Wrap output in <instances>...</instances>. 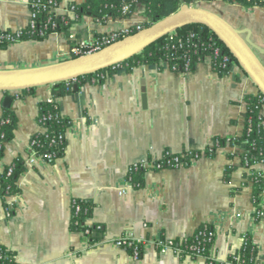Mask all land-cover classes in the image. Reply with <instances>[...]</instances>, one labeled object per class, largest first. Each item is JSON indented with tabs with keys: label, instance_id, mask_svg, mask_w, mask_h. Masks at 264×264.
<instances>
[{
	"label": "crops",
	"instance_id": "1",
	"mask_svg": "<svg viewBox=\"0 0 264 264\" xmlns=\"http://www.w3.org/2000/svg\"><path fill=\"white\" fill-rule=\"evenodd\" d=\"M28 1L0 0V29L25 27L31 16ZM83 1L61 0L60 10ZM209 2L223 1L189 6L208 9L238 30L243 45L264 70V8L226 3L213 11L205 6ZM142 10L138 7L128 17L104 23L84 14L74 34L93 42L96 32L109 34L141 24ZM122 47L121 39L80 56L78 63L118 54ZM69 54V39L61 32L41 41H16L0 47V78L65 66ZM258 92L238 61L224 75L213 69L209 56L190 71L172 70L165 62L162 68L157 64H140L129 71L120 68L104 81L86 82L58 99L71 124L64 154L47 162L31 156L29 144L41 130L38 103L51 97V84L23 96L18 90L0 91V113L6 107L5 96L12 94L10 106L17 116L14 137L4 144L0 171L18 156L26 165L17 180L19 191L0 197V244L15 252L18 264H206L203 258L182 257L173 250L162 254L154 244L158 236H190L206 222L215 232L210 256L219 264H229L228 256L241 246L244 233L251 235L257 258L264 264V220L254 216L252 186L245 184L247 168L240 164L242 148L227 145L213 155L205 152L215 136L241 131L244 97ZM261 112L264 117V105ZM165 150L201 153L188 166L148 168L141 187L127 182L132 163L152 162ZM228 163L236 168L226 181ZM257 167L264 175V163ZM74 198L93 201L87 223L100 228L99 233L94 231L97 241L90 242L82 231L70 228ZM126 233L146 241L137 259L114 243Z\"/></svg>",
	"mask_w": 264,
	"mask_h": 264
},
{
	"label": "trees",
	"instance_id": "2",
	"mask_svg": "<svg viewBox=\"0 0 264 264\" xmlns=\"http://www.w3.org/2000/svg\"><path fill=\"white\" fill-rule=\"evenodd\" d=\"M196 1H223L243 7L258 6L264 8V0H85L80 3L70 2L64 11H57L54 8L59 6L61 0H29L30 10L35 13L34 25L32 26L28 23L25 27L18 30L0 29V47L6 48L16 41H41L53 32L63 33L69 39V43L72 44L73 40L70 35L74 32L75 24L79 22L80 17L84 14H88L97 21L104 23L109 19L128 17L136 8L142 7L145 19L141 25L142 27H147L178 11L182 6L193 4ZM126 3H129L130 7L129 10L124 11L123 5ZM71 12L73 15H71ZM136 31L138 29L134 26L129 27L127 32L122 30L115 31L117 37L111 42L104 41L106 33L96 32L93 44L99 46L96 50L99 51ZM80 56L81 53L75 52L70 48L67 60L74 61ZM208 56L211 58L213 69L220 75L227 74L233 64L237 62L231 50L213 29L206 23L194 21L162 34L115 65L51 84L52 101L40 100L38 103L37 120L39 124L45 125L46 130L37 131L32 136L31 140H35L33 143L35 152L37 154L52 153L55 159L64 154L67 139L66 137H60V134L66 133L67 128L71 124V119L61 113L58 99L66 94L77 92L84 83L92 81L102 82L108 75L114 74L120 68L129 71L140 64H157L162 68V63L165 62L172 70L190 71L196 67L198 62L203 61ZM75 85H77V89H75ZM18 91L20 96L34 94L36 87ZM244 100L246 107L241 131L229 136L230 141L228 143L226 141L228 136H215L214 140H218V145L206 148L205 152L208 155H213L218 147L227 145H239L242 148L240 164L247 168L244 173L245 184L247 182L251 183V198L255 207L254 216L259 220L258 210H264V208L262 209L264 175L263 171L257 167L258 163H264V117L261 112L264 105V94L262 92L248 93L245 95ZM16 127L17 116L14 110L11 106L5 107L0 113V158L4 154L5 142L14 137ZM197 152L201 153L199 150L183 152L165 150L160 158L152 161L153 166L150 168L181 167V164L179 165L178 162L173 161L175 157H179V161L183 163L182 166H188L190 164L189 158ZM228 157L232 159L233 154L229 153ZM169 159L170 162H168ZM11 165L13 169L10 174H8L10 165L0 171V194L2 196L19 191L17 180L26 169L25 159L21 156L16 157ZM235 168L236 165L234 164L228 163L226 165L224 171L226 181L230 179L231 173ZM147 169L139 167L128 172L127 177L131 178V183L134 187L143 185L142 174ZM76 201L80 205V209L75 212V208L72 206L70 228L83 231L88 224V218L92 216L94 203L91 200L80 198H76ZM94 231L97 233L100 231V228L95 224L92 225V232L88 236L90 242L98 240V237L93 235ZM208 231L213 232L212 240L208 241L206 238L200 237L201 253L204 255L210 254L215 235L214 228L210 224H208ZM194 237L195 235H191L185 240L175 239V245L185 249L194 240ZM126 249L130 252L129 248ZM184 254L180 256L184 257ZM257 256L258 247L253 242L251 235L244 233L241 246L229 254L228 261L234 264H260ZM0 264H18L15 259V252L2 244H0Z\"/></svg>",
	"mask_w": 264,
	"mask_h": 264
},
{
	"label": "water",
	"instance_id": "3",
	"mask_svg": "<svg viewBox=\"0 0 264 264\" xmlns=\"http://www.w3.org/2000/svg\"><path fill=\"white\" fill-rule=\"evenodd\" d=\"M194 21L206 23L215 31L218 37L231 50L242 68L264 94V70L243 45L239 31L231 28L223 18L214 12L204 8L191 7L189 5H184L171 15L124 37L122 39L123 47L118 54L96 58L85 63H78L77 58L74 61H70L69 64L59 68L48 69L26 76L0 78V91L11 92L44 84H54L61 80L76 78L77 76L115 65L162 34ZM75 89H77V85H75ZM12 100V94L6 95L3 105L6 107L10 106ZM143 105H146L145 96H143ZM93 235H97V233L93 232Z\"/></svg>",
	"mask_w": 264,
	"mask_h": 264
},
{
	"label": "built area",
	"instance_id": "4",
	"mask_svg": "<svg viewBox=\"0 0 264 264\" xmlns=\"http://www.w3.org/2000/svg\"><path fill=\"white\" fill-rule=\"evenodd\" d=\"M60 5L61 2L59 4L58 7H55L54 9L57 11H61L60 10ZM130 4L126 3L123 5V10L127 11L129 10ZM71 15H73V13L71 12ZM34 18H35V13L31 11V16H30V20L28 23H30L32 26L34 25ZM138 30L142 29V25L141 24H137L135 26ZM129 29V28H128ZM128 29L126 30H122L123 32H127ZM125 36V35H124ZM117 37V33L112 32L109 33L105 36L104 41L105 42H111L113 40H115ZM70 38L73 40L72 44H70V48L71 50L81 53V56L83 55H87L93 52H96V50L99 48L98 45H94L93 42H86L84 40H81L79 38L76 37V35L74 34V32L71 33ZM14 43V42H13ZM89 47V48H88ZM48 101H52V97H50L49 99H47ZM41 126V130L40 131H45L46 127L43 124H40ZM3 135V133H1ZM60 137H66V133L60 134ZM54 141V140H53ZM227 143L230 141V137L228 136L226 139ZM35 142V140H31L29 147L31 150V156L35 157V156H39L41 158H43L44 160H46L47 162H53V160L55 159L54 155L52 153H45V154H37L35 152V148L33 146V143ZM218 145V140H213L211 147L212 146H216ZM239 146V145H238ZM188 154V153H187ZM200 156V153L197 152L195 153V155H192L189 158V162L191 163L193 160H195L196 158H198ZM173 161H176L179 163L180 166L183 165L182 162L179 161V157H175L173 159ZM168 162H170V159L168 160ZM260 164V163H258ZM257 164V165H258ZM151 166H153L152 162H149L148 160H141V161H137L132 163L129 167H128V172H130L133 169L139 168V167H145V168H150ZM12 165L9 166L8 168V174H10L12 172ZM127 182L131 183V178L127 177L126 178ZM0 197H2V195L0 194ZM72 206H74V210L75 212H78L80 209V205L77 203L76 198H74L72 200ZM264 208V200L262 201V209ZM8 214H10L8 212ZM258 214L260 216V219L264 220V210L259 209L258 210ZM83 234L88 237L91 232H92V225L91 224H87L86 227L84 228V230L82 231ZM191 235H195L194 240L192 242H190L185 249H182L178 246L175 245V239L173 238H166L163 236H158L157 238H155L154 240V244L155 246L158 248L160 253H166L169 250H173L175 253L181 255L183 253L184 256H189L192 258H203L206 262V264H219L216 260H214L210 254L208 255H204L203 253H201V238L200 237H204L206 238L208 241L212 240V236H213V232L212 231H208V223L204 222L202 223L198 230L196 232H194ZM190 235V236H191ZM189 236H186L182 239H187ZM114 243L118 246L124 247V248H129L130 249V255L137 259L141 256L142 254V250L145 247L146 241L144 239L141 238H136L134 237L131 233H126V234H121L119 237H117L114 241ZM229 264H234L228 261Z\"/></svg>",
	"mask_w": 264,
	"mask_h": 264
},
{
	"label": "rangeland",
	"instance_id": "5",
	"mask_svg": "<svg viewBox=\"0 0 264 264\" xmlns=\"http://www.w3.org/2000/svg\"><path fill=\"white\" fill-rule=\"evenodd\" d=\"M227 4L225 2H209L207 5H205L206 7H208L209 9L213 10V11H217V9L219 7H225Z\"/></svg>",
	"mask_w": 264,
	"mask_h": 264
}]
</instances>
